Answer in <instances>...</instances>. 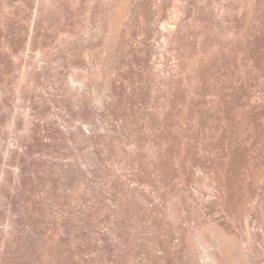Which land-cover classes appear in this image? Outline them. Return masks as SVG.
Listing matches in <instances>:
<instances>
[{
	"label": "rangeland",
	"instance_id": "rangeland-1",
	"mask_svg": "<svg viewBox=\"0 0 264 264\" xmlns=\"http://www.w3.org/2000/svg\"><path fill=\"white\" fill-rule=\"evenodd\" d=\"M32 1L35 4L36 0H0V217L18 218L21 234L32 237L40 253L59 254L55 263L82 264L72 253L96 245L98 172L63 170L59 165H77L87 157L104 166L105 188L112 189L120 206L143 201L157 205L165 183L174 190L191 176L198 185L186 184L185 193L190 199L200 193L213 209L212 217L233 228L222 183L226 180L229 193L241 192L245 201L264 187V0H212L209 10L198 5L196 11L186 8L179 16L172 13L173 4L182 7L186 1L169 0L165 15L171 25L165 30L152 24L161 13L155 5L146 50L142 56L126 54V44L109 77L117 103L112 109L110 101L103 100L95 117L100 131L61 125L52 115L61 113L56 99L32 98L38 66L26 55L27 4ZM40 4L33 44H42L44 55L78 46L81 30L94 19L89 0ZM101 25L106 31L105 14ZM15 30L21 36L17 43ZM92 45L99 48L101 42ZM84 71L79 70L80 78ZM17 94L22 98L19 112L30 114L36 126L35 137L22 132V115L2 120L3 97L9 98L14 112ZM39 111L44 121L37 119ZM107 114L112 121L107 122ZM66 132L71 140L57 137ZM112 133L125 153L119 162L111 156ZM19 164L33 168L21 169ZM230 172L240 177L235 188ZM246 206L248 212L250 202ZM159 222L164 224V219ZM166 250L173 249L166 245Z\"/></svg>",
	"mask_w": 264,
	"mask_h": 264
},
{
	"label": "bare ground",
	"instance_id": "bare-ground-1",
	"mask_svg": "<svg viewBox=\"0 0 264 264\" xmlns=\"http://www.w3.org/2000/svg\"><path fill=\"white\" fill-rule=\"evenodd\" d=\"M155 1L89 0L94 19L81 30L83 36H79L82 37L79 45L63 46L45 55L41 52L42 44L36 46L32 42L38 34L37 18L40 15L41 0H36L35 4L33 1L27 4L26 18L30 23L26 55L29 56L28 59L34 58L38 63L33 79L36 90L32 98L39 101L45 98L49 102L56 99L61 113L54 112L52 115L61 125L77 124L88 130H103L95 121L96 113L103 109L104 99L110 101L112 109L116 108L117 102L110 90L109 77L120 62L126 44L130 46L126 54L142 56L154 30L151 21L155 5L161 13L152 23L153 26L159 25L165 30L171 25L169 17L165 15L169 0H157L158 4ZM179 1L174 0L175 4ZM185 1L186 5L182 7L173 4L172 13L175 16L184 14L186 8L194 12L198 5L209 10L212 0ZM104 14L106 31H103L101 25ZM46 16H51L50 11L46 12ZM192 22L193 18H190L189 23ZM12 33L14 43L19 42L21 36L17 35L18 31ZM41 36L44 37V33ZM95 40L101 42L99 48L92 45ZM94 67L97 70L91 72ZM83 68L85 77L80 78L78 72ZM64 98L67 99L66 102L63 101ZM21 99L19 94L15 96L14 112H11L8 107L9 98L6 95L3 97L2 120H18L22 115V132L26 136L35 137L36 126H32L30 114L19 112L22 109ZM36 115L37 119L45 120L42 112L39 111ZM106 120L112 121V115L107 114ZM69 136L66 132L57 137L71 140ZM109 137L112 141V159L119 162L125 158V153L119 147L115 133ZM85 159L77 165H59L63 170L81 167L95 168L98 172L96 245L93 250L85 248L72 253L82 264H264V187L256 196L253 195L252 200L248 196L245 201L241 192L229 193L226 180L222 183L223 201L226 204L228 192V206L232 212L229 220L233 223V228H230L212 217L213 209L203 202L200 193L195 192L197 196L191 199L190 193H185L183 188L186 184L198 185L194 177L189 176L183 187L174 190L165 183L157 205L148 206L143 201L141 204L120 206L112 189L107 191L105 188L104 166L95 158ZM19 165L21 169L33 168V165ZM228 176L235 188V180L240 177L234 172H230ZM197 199L200 201L197 202ZM188 200L191 205L185 204ZM248 202L250 206L246 212ZM220 211L226 214L225 209ZM207 214L210 216L207 217ZM160 217L164 219V224L159 222ZM17 219L13 217L4 220L0 217V264H57L54 260L59 254L55 253L53 256L46 251L40 253L34 246L33 238L21 234L20 221ZM242 220H245V225H242ZM251 229L256 233L252 234ZM166 245H171L173 250L167 251Z\"/></svg>",
	"mask_w": 264,
	"mask_h": 264
}]
</instances>
